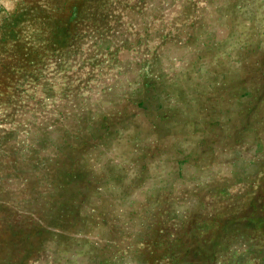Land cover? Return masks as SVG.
Here are the masks:
<instances>
[{
	"label": "rangeland",
	"instance_id": "1",
	"mask_svg": "<svg viewBox=\"0 0 264 264\" xmlns=\"http://www.w3.org/2000/svg\"><path fill=\"white\" fill-rule=\"evenodd\" d=\"M0 264H264V0H0Z\"/></svg>",
	"mask_w": 264,
	"mask_h": 264
}]
</instances>
